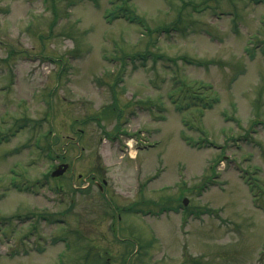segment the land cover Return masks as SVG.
<instances>
[{"label": "rangeland", "instance_id": "rangeland-1", "mask_svg": "<svg viewBox=\"0 0 264 264\" xmlns=\"http://www.w3.org/2000/svg\"><path fill=\"white\" fill-rule=\"evenodd\" d=\"M130 4L0 0V264H264V0Z\"/></svg>", "mask_w": 264, "mask_h": 264}, {"label": "trees", "instance_id": "trees-1", "mask_svg": "<svg viewBox=\"0 0 264 264\" xmlns=\"http://www.w3.org/2000/svg\"><path fill=\"white\" fill-rule=\"evenodd\" d=\"M131 0H109L110 6L108 7V11H110V15L117 17V16H121L125 19H128L130 21H134V20H141L139 16H136V14H134L132 12V10L129 8L131 6L130 4ZM129 6V7H128ZM184 93L186 94L184 97H188V99L191 101L189 104H194V105H198V103L201 101V98L203 97V95L201 94H196L194 96L198 97L196 98L197 100L199 99L200 101L197 103L196 100L192 101L195 99L194 96L191 95V97L189 96L190 91L184 89ZM190 97V98H189ZM205 103V102H203Z\"/></svg>", "mask_w": 264, "mask_h": 264}, {"label": "water", "instance_id": "water-1", "mask_svg": "<svg viewBox=\"0 0 264 264\" xmlns=\"http://www.w3.org/2000/svg\"><path fill=\"white\" fill-rule=\"evenodd\" d=\"M65 166H66V164L64 163V167H65ZM62 169H63V167H61V168L55 170V171L53 172V174H59V173L62 171Z\"/></svg>", "mask_w": 264, "mask_h": 264}]
</instances>
